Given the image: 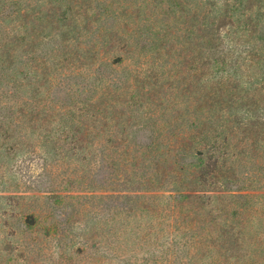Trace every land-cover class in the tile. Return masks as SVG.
<instances>
[{"label":"rangeland","instance_id":"rangeland-1","mask_svg":"<svg viewBox=\"0 0 264 264\" xmlns=\"http://www.w3.org/2000/svg\"><path fill=\"white\" fill-rule=\"evenodd\" d=\"M2 1L0 264H264V101L232 96L230 64L264 17L213 46L198 5L235 0Z\"/></svg>","mask_w":264,"mask_h":264},{"label":"trees","instance_id":"trees-1","mask_svg":"<svg viewBox=\"0 0 264 264\" xmlns=\"http://www.w3.org/2000/svg\"><path fill=\"white\" fill-rule=\"evenodd\" d=\"M244 0H235V3L232 7L230 4L225 11L224 9H220L218 13H215L217 9H213L212 6L206 7V4L202 5L201 3L198 5L197 17L199 19L198 22V31L204 39L209 42L210 45L217 46V41L221 40V32L222 30L226 31L228 26L232 27V31H226L228 33V38L230 40V45L237 46L240 45V41H242V37L245 35V32H248L252 37H258V32L260 28V23L262 24L263 20L257 18L264 17V0H246V3H243ZM257 2V4H256ZM4 5V2L0 4V8ZM255 11L256 15H248L245 16L246 12ZM214 15V22L210 23L209 19ZM233 14V16H232ZM247 19V24L245 27H241L240 25L237 27L236 22L241 23L242 18ZM210 23V24H208ZM262 29L260 30L262 36L260 37V44H252L248 48H246L235 61L230 62L232 66L236 68L239 72L240 68H246L245 80H234L236 83V89H239L240 85L243 86V93L233 92L231 88V94L233 97H237L239 95L240 98H244L247 100L245 104L247 105H257L260 101L257 99L259 96L261 100L264 101V23L261 25ZM237 27V28H235ZM3 41L0 40V44ZM217 49V47H215ZM15 50H16V39L14 36L7 35V39L5 40L2 48L0 47V72L5 73L4 76L9 78V81L12 82L14 86L11 88L17 89L16 81L14 77L9 74L14 62H15ZM233 50L231 48L227 53H225V57H228ZM233 56V55H232ZM234 60V57L233 59ZM225 62V60H224ZM201 66H206L209 63H201ZM259 73H262L259 80H256V76ZM3 76H0V82H2ZM239 79V78H238ZM246 84V85H244ZM256 85V86H255ZM234 87V86H233ZM212 90V87L209 89L203 88L199 89V99L203 101L205 106L213 107L217 105V111L221 106L228 104L230 100L228 99L230 96L221 90L216 89ZM8 94V93H7ZM210 118H207L203 123L202 127H208ZM237 121H233L230 123L232 126H235ZM216 123L210 127L211 129H215ZM232 133H237L235 129H230ZM261 129L258 127L256 123H249V121H245L243 127L244 136L242 139H253L254 142H257L261 137Z\"/></svg>","mask_w":264,"mask_h":264}]
</instances>
